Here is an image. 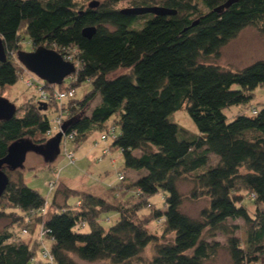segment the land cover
I'll use <instances>...</instances> for the list:
<instances>
[{
  "label": "trees",
  "instance_id": "obj_1",
  "mask_svg": "<svg viewBox=\"0 0 264 264\" xmlns=\"http://www.w3.org/2000/svg\"><path fill=\"white\" fill-rule=\"evenodd\" d=\"M226 1L131 0L133 7L158 5L175 13L128 15L115 7L118 0L93 7L75 0H0L7 55L0 62V88L20 77L22 66L12 56L21 50L24 35L33 49L44 46L70 55L77 69L57 87L76 90L88 82L91 89L81 100L62 103L64 133L75 131L73 142L80 143L94 131H113L110 154L120 149L125 171L140 174L131 181L120 171L119 184L101 191L59 181L46 202L21 173L12 180L4 167L9 182L0 196V221L8 222L0 227V264H80L76 259L127 264L149 246L148 264H211L222 248L229 264H264V104L254 107L255 114L251 107L250 115L239 111L232 120L224 112L247 105L255 89L264 86V59L236 71L217 63L222 47L244 28L264 35V0H236L216 10ZM86 27H95L90 38L82 33ZM51 107L58 110L52 102L40 110L34 100L23 115L0 120V158L20 139L46 143ZM180 109L198 134L191 136L170 121ZM99 154L104 155L101 149ZM180 179L192 185L185 197L207 200L197 217L181 209ZM158 193L164 209L151 208L148 201ZM247 196L252 214L243 203ZM106 214L116 216L108 228L101 224ZM239 218L245 245L235 235L238 224L230 223ZM151 221L164 225L160 236L148 230ZM39 225L47 231L43 239L51 244L52 262L39 256ZM216 233L225 235V244L208 240ZM168 234L171 240L165 239Z\"/></svg>",
  "mask_w": 264,
  "mask_h": 264
},
{
  "label": "rangeland",
  "instance_id": "obj_2",
  "mask_svg": "<svg viewBox=\"0 0 264 264\" xmlns=\"http://www.w3.org/2000/svg\"><path fill=\"white\" fill-rule=\"evenodd\" d=\"M75 1L78 2V5H87L93 1H96L100 4L106 0ZM115 7L118 9H123L130 8L133 6L131 5V0H118V3L115 5ZM199 7H201L203 11H206V9L202 5H199ZM140 21L143 20L140 19ZM138 24L141 25V22H139ZM257 33L258 36L255 35L252 31H250V29L240 32L233 40H231L224 47H222L220 53L221 55L220 58L217 60V63H219V65L226 69L236 71L248 66L256 60L264 59V35L260 34L258 31ZM32 49L33 48L29 44V38L24 35L21 40V50L28 52ZM12 57L15 58L14 60L16 62L21 64L18 61L16 55ZM17 68L20 69L19 66ZM19 73L20 77L15 84L4 87L2 89L0 88V96L8 99L15 105V115L17 116L23 115L25 111V106L29 102H32L37 99V88L35 87V85H32L30 87L26 86L24 82L25 80L21 77L23 70L20 69ZM68 82L69 80L66 79L65 83ZM233 87L237 88V86ZM90 89L91 86L88 82H85L80 86L76 87V99L81 100L84 94L87 93ZM254 92V99L251 100V102H249L247 105L231 106L225 109L224 112L228 120H232L239 111L250 115L249 110L251 107L260 108L264 104V86L256 88ZM97 101L98 98L93 101L92 106L95 105ZM47 111L49 121L51 122L53 117L58 113V111H53V107L49 108V110ZM116 118H118L117 114L107 120L104 125L111 126ZM169 119L170 121L177 123L191 136L198 134V130L194 122L192 121L185 109H180L173 112L172 114H170ZM115 127L117 133H120L119 126L116 124ZM101 133L102 130H97L92 132L87 139L81 141L80 143L70 142L66 144V149L72 150V152L75 154V164H70L67 161V158L65 156V145L61 139L58 145V151L53 152L50 156H45L39 152L29 150L26 154L25 161L20 167L12 170L6 169V171L8 172V175L12 180L16 179L18 173H21L23 180L27 184V186L36 189L41 195L46 198V202L50 201L51 193L53 190H55L59 181L65 182V184L68 186L86 188H107V186L119 184L117 175L120 171L125 172L127 178H129V173L125 171L123 166L122 153L120 149H113L111 151V157L113 159H111L109 156L111 155L110 152L109 155L106 156H101V154H98V156H96L100 148H93V141L98 139ZM56 135L57 132H52L50 135H47L48 140L54 138ZM25 139L30 140L28 138ZM110 143L111 139H108L105 142V144L107 145H109ZM99 158L101 160H99ZM114 159L115 162L112 163L111 160L114 161ZM216 161L217 159L213 155H211L209 161L210 164H215ZM104 169H107V172H105ZM50 182H52V185ZM191 186V183L186 179H180L178 182L179 191L182 193V195H184L181 209L184 213L188 214L189 216L197 217L201 208L207 205V200L205 198L191 200L185 197V195L189 193ZM241 194H243L244 196L246 192L242 190ZM57 200L61 201L60 194L58 195ZM148 201L152 204L151 208L153 207V205H155V207L164 209V201L161 193L149 197ZM243 203L247 207L248 211L252 214L255 208L248 196L244 197ZM146 204L147 203L145 202L144 205L146 206ZM262 207L263 206L261 205V208ZM106 217H108L109 220H107ZM115 218L116 216L113 214L103 215L101 224L105 228H108L115 222ZM7 222L8 220L0 221V227L4 226ZM230 223L238 224L239 228L235 231V235L240 237L243 244L245 245L246 231L244 228V221L239 218L236 220H230ZM147 228L151 233H154L158 236H160L164 231V225L155 221H151L147 225ZM172 237V234H168L165 236V239L171 240ZM208 240H216L219 241L221 244H225L226 237L221 233H216L214 237L209 238ZM44 243L47 245L48 248L51 245L48 240ZM38 251H41L40 248ZM151 253L152 249L149 246L143 252L140 258L129 261L127 264H148L147 260L151 258ZM261 259L264 260V257H262ZM76 260L80 264H109L107 261L82 262L78 259ZM209 263L229 264V256L225 249L222 248L219 253L215 256V258Z\"/></svg>",
  "mask_w": 264,
  "mask_h": 264
},
{
  "label": "water",
  "instance_id": "obj_3",
  "mask_svg": "<svg viewBox=\"0 0 264 264\" xmlns=\"http://www.w3.org/2000/svg\"><path fill=\"white\" fill-rule=\"evenodd\" d=\"M236 0H227L224 4L216 8V10L228 7ZM98 2L93 1L89 6H96ZM121 13L128 15H139L144 13H152L155 15H170L175 11L163 6H146V7H130L121 9ZM95 32V27H86L83 29V35L90 38ZM16 57L21 65L29 72L35 74L40 79L50 84L60 85L65 77L75 72L74 64L63 59L60 53L56 50L39 46L31 51L19 50L16 52ZM6 60V52L2 39L0 37V62ZM40 110H46L47 104L38 102ZM16 107L8 99L0 96V120H7L15 115ZM62 131L48 140L45 144L39 145L30 140L20 139L12 142L7 149L4 157L0 158V196L4 192L9 178L4 167L8 169H17L25 161L26 154L29 150L41 153L42 155L50 156L53 152L58 151V145L62 137V132H65L66 127L62 125Z\"/></svg>",
  "mask_w": 264,
  "mask_h": 264
},
{
  "label": "built area",
  "instance_id": "obj_4",
  "mask_svg": "<svg viewBox=\"0 0 264 264\" xmlns=\"http://www.w3.org/2000/svg\"><path fill=\"white\" fill-rule=\"evenodd\" d=\"M64 60L69 61V62H73L72 61V57L70 55H62ZM74 63V62H73ZM22 66V65H21ZM22 70L23 73L21 74V77L25 80V85L30 87L32 85H35V87L37 88V103L38 102H44L47 104H49V102L52 103H56L58 104L57 107V111L58 113L53 117L52 121L50 122V127L49 130L47 131V135H50L52 132H61L62 129V119L64 117V109L61 108V105L63 102L73 99L76 97V90L74 88H58L55 84H51L47 83L46 81L40 79L39 77H37L35 74L29 72L26 68H24L22 66ZM252 113L255 114L256 113V109L253 108L252 109ZM76 136V132L75 131H71V132H67L64 133L62 132V141L65 145V156L67 158V161L70 164H75L76 163V159H75V154L72 152V150H67L66 149V144L73 142ZM113 131H109L107 133L103 132L100 134L99 138L93 141V148H100L101 152L104 155H108L110 152V146L105 144V142L108 139H113ZM102 144H104V146H102ZM100 159V158H99ZM118 179L122 180L123 179V174H118ZM52 185V182H50ZM46 204L43 208H41L40 212L44 213L45 209H46ZM83 225V224H82ZM46 230L42 227V225L38 226V230L36 233H38V240H39V248L41 251L40 252V258L42 260L45 261H49L52 262V254L49 250V248L47 247V245H45L44 243V237L46 234ZM28 233L27 229H23L22 230V236L26 235Z\"/></svg>",
  "mask_w": 264,
  "mask_h": 264
},
{
  "label": "crops",
  "instance_id": "obj_5",
  "mask_svg": "<svg viewBox=\"0 0 264 264\" xmlns=\"http://www.w3.org/2000/svg\"><path fill=\"white\" fill-rule=\"evenodd\" d=\"M248 29H250V31H252L255 35L258 36L257 30L255 28H253V27H246L241 32H243L245 30H248ZM103 145L104 144H102V146ZM97 154H99V152H97ZM97 154H96V156H97ZM114 162H115V159H114ZM104 170H105V172H107V169H104ZM127 172L129 173V176H128L129 178L128 179L131 180V181L136 180L138 178V175H140L139 172L134 171V170H128ZM79 188H86V187H79ZM90 189L95 190V191H101L100 190L101 188H99V187H94V188H90Z\"/></svg>",
  "mask_w": 264,
  "mask_h": 264
},
{
  "label": "bare ground",
  "instance_id": "obj_6",
  "mask_svg": "<svg viewBox=\"0 0 264 264\" xmlns=\"http://www.w3.org/2000/svg\"><path fill=\"white\" fill-rule=\"evenodd\" d=\"M6 57H7V55H6ZM74 67H75V71H76L77 68H76V66H74Z\"/></svg>",
  "mask_w": 264,
  "mask_h": 264
}]
</instances>
